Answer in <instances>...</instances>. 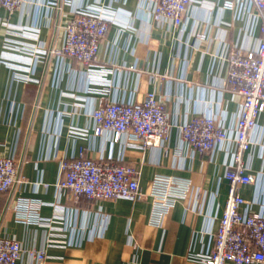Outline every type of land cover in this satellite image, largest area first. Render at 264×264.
Wrapping results in <instances>:
<instances>
[{
	"label": "crops",
	"instance_id": "1",
	"mask_svg": "<svg viewBox=\"0 0 264 264\" xmlns=\"http://www.w3.org/2000/svg\"><path fill=\"white\" fill-rule=\"evenodd\" d=\"M195 0L182 24L155 20L151 0H23L0 5V156L21 161L27 182L18 195L38 198L42 222L19 220L0 192V235L45 250L44 264H206L230 190L226 171L237 150L225 142L194 150L179 126L214 116L236 134L241 95L227 83L229 53L264 38V18L247 0ZM102 6L109 30L89 65L51 52L78 10ZM155 92L171 122L167 137L144 146L128 133L96 134L102 100H142ZM243 153L253 182L242 184V209L264 215V109ZM84 154L140 168L142 200L94 199L61 191L62 163ZM156 174L191 180L163 224L150 223ZM17 264H37L23 253Z\"/></svg>",
	"mask_w": 264,
	"mask_h": 264
},
{
	"label": "built area",
	"instance_id": "2",
	"mask_svg": "<svg viewBox=\"0 0 264 264\" xmlns=\"http://www.w3.org/2000/svg\"><path fill=\"white\" fill-rule=\"evenodd\" d=\"M152 15L157 21L165 19L182 24L186 11L195 0H151ZM264 18V0H247ZM23 0H0L9 12L19 8ZM234 0L226 2L233 7ZM111 12L102 6H87L75 12L64 26V43L50 51L69 56L85 65L92 64L100 43L109 30ZM264 31V25L262 27ZM227 83L242 97L241 113L236 134L228 132L214 116L194 118L179 126L182 139L199 152H208L225 142H235L237 150L226 171L230 190L213 244L204 255L206 264H264V215L242 209L247 200L240 194L242 184L253 182L255 175L243 160L250 149V137L264 109V38L253 49L235 47L229 53ZM95 133L113 132L119 141L128 133L144 146L157 145L167 137L171 122L165 106L155 92H148L142 100H102L92 113ZM21 161L13 156H0V192H8V208L14 203L17 218L25 222H42L39 213L41 200L18 195L27 182ZM57 186L76 197L94 199L129 198L142 200L146 193L140 186V168L114 160L100 161L81 154L62 163ZM191 180L173 175L156 174L149 195L152 198L150 223L161 226L177 202L189 195ZM23 253L44 264L45 250L23 247L15 238L0 235V264H17Z\"/></svg>",
	"mask_w": 264,
	"mask_h": 264
}]
</instances>
